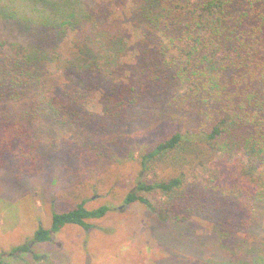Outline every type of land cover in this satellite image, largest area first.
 <instances>
[{
  "label": "trees",
  "instance_id": "1",
  "mask_svg": "<svg viewBox=\"0 0 264 264\" xmlns=\"http://www.w3.org/2000/svg\"><path fill=\"white\" fill-rule=\"evenodd\" d=\"M53 147L66 174L139 166L123 207L148 210L155 264H264V0H0V168L32 178ZM85 202L8 255L110 211Z\"/></svg>",
  "mask_w": 264,
  "mask_h": 264
},
{
  "label": "rangeland",
  "instance_id": "2",
  "mask_svg": "<svg viewBox=\"0 0 264 264\" xmlns=\"http://www.w3.org/2000/svg\"><path fill=\"white\" fill-rule=\"evenodd\" d=\"M159 127L140 134L137 147L157 141L165 132H159ZM53 140L60 149L65 148L55 135L45 144ZM51 150L45 149L50 163L40 165L32 178L16 179L13 172L0 168V253L7 254L0 258V264H155L166 255L150 234L148 210L138 203L123 207V195L139 170L135 162L125 155H115L110 161L82 164L66 174L65 162L53 152L55 147ZM205 172L206 168L196 166L192 173L195 179L205 180ZM83 199L88 209L106 204L110 211L90 219L93 227L88 232L71 224L53 233L50 242L32 243L33 251L41 255L40 261L29 254L19 255L21 259L8 255L15 246L31 244L37 224L47 226L52 211L66 210Z\"/></svg>",
  "mask_w": 264,
  "mask_h": 264
}]
</instances>
